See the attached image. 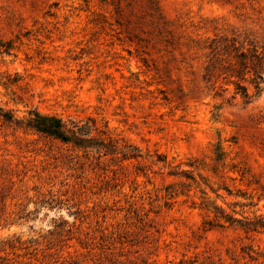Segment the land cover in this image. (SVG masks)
Masks as SVG:
<instances>
[{
  "label": "rangeland",
  "instance_id": "obj_1",
  "mask_svg": "<svg viewBox=\"0 0 264 264\" xmlns=\"http://www.w3.org/2000/svg\"><path fill=\"white\" fill-rule=\"evenodd\" d=\"M216 36L263 47L264 0H0V264H264V79Z\"/></svg>",
  "mask_w": 264,
  "mask_h": 264
},
{
  "label": "trees",
  "instance_id": "obj_2",
  "mask_svg": "<svg viewBox=\"0 0 264 264\" xmlns=\"http://www.w3.org/2000/svg\"><path fill=\"white\" fill-rule=\"evenodd\" d=\"M209 52V67H225V63L231 62L234 70L241 78H244V71L253 74V81L257 93L261 91V82L264 79V46H252L250 52L237 45L235 37L216 36L212 39ZM262 48V49H260ZM249 61L253 63L249 64ZM233 63V64H232ZM243 75V77H242ZM236 83V82H235ZM235 95L241 94L249 98L248 88L239 82L236 83ZM234 97V96H233ZM9 119V117L6 116ZM27 124L47 136L59 139L65 144H70L76 149L84 151L96 150L100 156L115 154L121 151L112 147L114 144L99 140L94 134L95 123L92 118L83 119L78 117L64 118L58 115H45L36 111L33 116L27 119Z\"/></svg>",
  "mask_w": 264,
  "mask_h": 264
}]
</instances>
